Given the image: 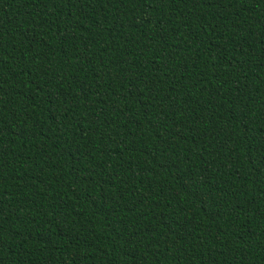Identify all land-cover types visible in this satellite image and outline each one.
I'll return each instance as SVG.
<instances>
[{
  "label": "trees",
  "instance_id": "trees-1",
  "mask_svg": "<svg viewBox=\"0 0 264 264\" xmlns=\"http://www.w3.org/2000/svg\"><path fill=\"white\" fill-rule=\"evenodd\" d=\"M0 264H264V0H0Z\"/></svg>",
  "mask_w": 264,
  "mask_h": 264
}]
</instances>
